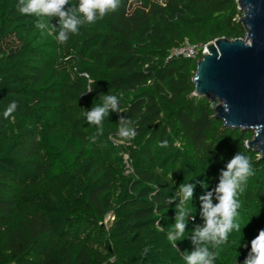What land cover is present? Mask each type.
<instances>
[{
	"label": "trees",
	"instance_id": "16d2710c",
	"mask_svg": "<svg viewBox=\"0 0 264 264\" xmlns=\"http://www.w3.org/2000/svg\"><path fill=\"white\" fill-rule=\"evenodd\" d=\"M16 4L0 0V108L17 102L0 118V264H182L160 230L174 217L167 200L190 174L214 185L238 150L254 169L238 213L264 207V154L245 144L253 132L223 125L215 100L193 94L201 52L173 53L185 40L243 38L236 0H120L60 45ZM102 92L124 112L110 110L97 135L81 113ZM123 115L137 131L129 140L114 134ZM240 229L234 258L248 239Z\"/></svg>",
	"mask_w": 264,
	"mask_h": 264
},
{
	"label": "clouds",
	"instance_id": "9594fccd",
	"mask_svg": "<svg viewBox=\"0 0 264 264\" xmlns=\"http://www.w3.org/2000/svg\"><path fill=\"white\" fill-rule=\"evenodd\" d=\"M120 0H17V11L21 15L34 17V25L41 32L53 36L58 45L63 44L71 35L79 33L81 27L94 25L107 14L117 9ZM48 18V19H45ZM55 18V23L52 22ZM92 90V89H91ZM89 90V91H91ZM97 102L82 112L83 120L96 127L97 135L103 129L110 110L117 114L124 112L120 106L121 97L111 92L97 95ZM214 107V106H213ZM17 109V102H9L0 108V118H9ZM115 136L129 140L137 135L134 121L126 116H118ZM96 136L90 138L95 142ZM168 141H160V147L167 148ZM254 175L250 156L246 151H236L219 169L216 183L209 186L203 178L196 175L184 178L168 198L167 204H173L174 217L172 225L166 232L167 242L175 247L181 237L190 241L191 247L184 250L180 259L182 264H219L218 252L229 241L232 233L241 232L238 209L239 195ZM199 184L201 191L195 199L199 201L198 209L193 214L190 205L194 200V189ZM197 215L200 218L196 222ZM192 222V230L185 236V230ZM238 245L247 249L239 264H264V227L257 229L251 239L239 238ZM237 261V259H236Z\"/></svg>",
	"mask_w": 264,
	"mask_h": 264
},
{
	"label": "water",
	"instance_id": "95a60500",
	"mask_svg": "<svg viewBox=\"0 0 264 264\" xmlns=\"http://www.w3.org/2000/svg\"><path fill=\"white\" fill-rule=\"evenodd\" d=\"M244 37H216L195 60L193 94L215 100L223 125L249 129L247 147L264 154V0H236Z\"/></svg>",
	"mask_w": 264,
	"mask_h": 264
},
{
	"label": "rangeland",
	"instance_id": "374dc122",
	"mask_svg": "<svg viewBox=\"0 0 264 264\" xmlns=\"http://www.w3.org/2000/svg\"><path fill=\"white\" fill-rule=\"evenodd\" d=\"M86 132H89V130H85ZM90 133V132H89ZM103 150H109L107 149V146H103L102 145ZM120 156L118 153H111L109 155V157L114 160V158ZM123 159V167L125 168V170H127V163L125 162V156H122ZM108 214L104 217V219L102 220V223L107 222L108 220ZM238 220H239V225L241 228L245 229L248 233V239H251L255 234L257 229L264 227V207H260V204L257 203L256 206L252 209H248L243 215H238ZM196 222L199 223L200 218L197 215L196 218ZM172 225V221L167 222L166 224L162 225L160 227V230L162 231V233L164 234V236L166 237V232L168 231V229L171 227ZM192 230V222H189V226L186 228L185 230V236L188 235V233H190ZM182 240L177 241V245L175 246L176 249H178L181 253L184 252L185 249L190 248L191 244L190 241L187 238L181 237ZM1 242V241H0ZM236 241L229 239V241L221 246V248L219 249L218 252V256L220 258H226L227 255H230V259L227 262V264H239L238 261H242L247 253V249L246 248H242V257H235V251L237 248V244L235 243ZM237 259V261H236Z\"/></svg>",
	"mask_w": 264,
	"mask_h": 264
},
{
	"label": "built area",
	"instance_id": "2783aa9c",
	"mask_svg": "<svg viewBox=\"0 0 264 264\" xmlns=\"http://www.w3.org/2000/svg\"><path fill=\"white\" fill-rule=\"evenodd\" d=\"M206 51L205 44L194 45L190 44L187 40L184 43L173 49L175 54H185L190 56H195L199 52L203 53Z\"/></svg>",
	"mask_w": 264,
	"mask_h": 264
}]
</instances>
